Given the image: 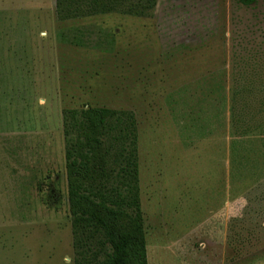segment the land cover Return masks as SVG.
<instances>
[{"label": "rangeland", "instance_id": "obj_1", "mask_svg": "<svg viewBox=\"0 0 264 264\" xmlns=\"http://www.w3.org/2000/svg\"><path fill=\"white\" fill-rule=\"evenodd\" d=\"M85 105L135 115L148 264H264V150L231 179L229 149L264 143V0L63 23L0 0V264H73L62 110Z\"/></svg>", "mask_w": 264, "mask_h": 264}, {"label": "trees", "instance_id": "obj_2", "mask_svg": "<svg viewBox=\"0 0 264 264\" xmlns=\"http://www.w3.org/2000/svg\"><path fill=\"white\" fill-rule=\"evenodd\" d=\"M256 1L236 0L242 6ZM156 3L55 0V16L62 23L110 14L148 19ZM217 90L218 105L225 104L224 84ZM62 130L73 264H148L134 113L90 105L64 108ZM253 147L246 138L230 143L231 179L257 170L249 154L264 150V143Z\"/></svg>", "mask_w": 264, "mask_h": 264}]
</instances>
